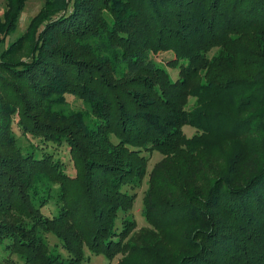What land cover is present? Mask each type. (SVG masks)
Masks as SVG:
<instances>
[{
    "label": "trees",
    "instance_id": "16d2710c",
    "mask_svg": "<svg viewBox=\"0 0 264 264\" xmlns=\"http://www.w3.org/2000/svg\"><path fill=\"white\" fill-rule=\"evenodd\" d=\"M43 3L0 9V264H264V0Z\"/></svg>",
    "mask_w": 264,
    "mask_h": 264
},
{
    "label": "rangeland",
    "instance_id": "374dc122",
    "mask_svg": "<svg viewBox=\"0 0 264 264\" xmlns=\"http://www.w3.org/2000/svg\"><path fill=\"white\" fill-rule=\"evenodd\" d=\"M44 0H27V4L25 7V11L23 12L22 18L20 20L19 26L16 30V32L8 39V44L15 41V39H17L18 37H20L23 32L26 30L30 20L40 11L41 7L43 6ZM5 5H6V0H0V9L2 11L5 10ZM4 46H2L0 44V54L3 51ZM173 55L172 54H160L158 56L155 57V59L158 62H168L169 60L173 59ZM167 70L169 71L171 77L173 80H177L179 78V69L178 68H173L171 66H167ZM70 102L74 101V98H69ZM195 99L191 98L190 99V107L193 106L195 104ZM73 106H80V103L78 102H74ZM184 133L187 137H192L193 135H195L196 130L192 127L186 126L183 128ZM49 151L54 152L56 156L60 157L61 160H63L66 163V171L70 176H75V169L73 167V164L70 160V156H69V148L67 147H60V148H49ZM163 157L161 155H159L158 153H154L153 156L151 157L150 161H149V165H148V172L150 173L151 170L153 169V167L162 159ZM215 160L210 161V165H213V168H208L205 169V175L203 172L202 177L200 178L199 181H205V177L210 179V182H213L216 179L217 173H219V171H222L223 169L221 168L222 166L225 165L227 159H226V155L224 153L221 152V150L217 153V156L214 158ZM206 162V161H205ZM213 169V170H212ZM149 177V176H148ZM148 177L145 179L143 185L141 188L137 189L136 191H134V193L137 196V199L135 201V205H134V209L132 210V217L136 220L137 222V228L135 230V233H139L142 229H153V225L150 224L143 216H142V211H143V199L145 196V192L149 187V183H148ZM50 209V208H49ZM52 210V209H51ZM50 210H48L49 212ZM47 213V212H46ZM50 213V212H49ZM46 214V215H49ZM51 244H54L55 242H57L56 239L51 238ZM88 255L90 256V261L88 264H118V262L120 261V259L122 258V256H117L113 261H109L105 256L100 255V256H93L90 255V253H88Z\"/></svg>",
    "mask_w": 264,
    "mask_h": 264
}]
</instances>
